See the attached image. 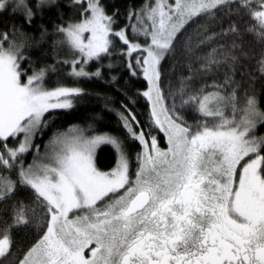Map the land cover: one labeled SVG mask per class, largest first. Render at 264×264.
Segmentation results:
<instances>
[{
    "label": "snow or ice",
    "instance_id": "obj_1",
    "mask_svg": "<svg viewBox=\"0 0 264 264\" xmlns=\"http://www.w3.org/2000/svg\"><path fill=\"white\" fill-rule=\"evenodd\" d=\"M45 2L37 0L36 7ZM72 3L82 19L57 28L73 53L70 75L100 77L99 69L89 73L84 65L119 50L129 58V73L147 81L141 95L150 103L149 128L162 132L168 147L161 149L152 131L139 128L129 112L125 127L141 146L135 179L116 138L88 136L83 129L57 135L50 155L24 167L23 156L39 152L34 139L47 127L48 115L73 107L83 90L47 88L44 68L27 75L24 45L0 32V169L9 173H0V264L13 255L14 233L38 221H43L40 235L15 264H264V136L256 135L264 112L254 98L240 108L235 91L221 90L231 75L213 91L192 86L198 73L225 65L230 72L243 69L249 53L238 24L230 22L222 33L236 37L230 46L205 50L176 88L165 93L162 86L163 63L202 14L234 7L248 18L245 31L264 41V0H152L129 13L136 21L132 36L127 27L114 28L116 16L107 14L102 0ZM9 8L23 9L25 21L33 22L28 0H0V13ZM139 36L143 44L134 42ZM195 51L189 43L186 56ZM257 70L264 75V54ZM12 141L15 147H9ZM101 144L118 153L110 172L94 162ZM17 167L14 180L10 172ZM19 192L31 193V202L18 200ZM11 200L16 203L4 207ZM38 212L43 215L37 218Z\"/></svg>",
    "mask_w": 264,
    "mask_h": 264
},
{
    "label": "trees",
    "instance_id": "obj_2",
    "mask_svg": "<svg viewBox=\"0 0 264 264\" xmlns=\"http://www.w3.org/2000/svg\"><path fill=\"white\" fill-rule=\"evenodd\" d=\"M152 0H102V4L108 15L116 16L114 28H128V34L133 35L131 26L136 23L129 19V13L140 11L151 3ZM37 0H28V4L35 13L33 22L27 23L23 17V9L13 13L9 8L0 13V32H8L10 38H14L18 44L22 43L23 55L26 60L22 67L27 75L34 70L47 69L45 86L54 88L57 85L67 87H78L83 90L82 94L72 100L73 107L64 110H55L48 115L47 127L42 133H38L34 143L40 148L58 133L63 132L71 126L86 128V133H107L114 136L123 147L130 161V178L134 177L137 170V155L141 151L138 141L131 138L125 127L124 117L129 112L135 115L139 121V128L145 132L152 131L156 136L158 144L165 146L164 137L157 129L149 128L150 107L145 97L141 95L148 87L142 75L132 76L127 67L128 57L122 58L119 50L112 56H107L100 61H90L85 69L89 73H95L98 69L100 77L73 78L71 60L73 53L66 43L64 37L57 31L58 26L79 22L82 17L80 8L73 5L72 0H52L50 3L36 7ZM230 22H236L241 29L242 40L245 50L249 53L244 57L243 69L238 66L234 72H230L227 66L221 67L219 71L201 72L192 81L195 88H204L205 91L215 90L213 85H224L225 76L231 75L232 82L226 85L224 92L236 93L237 106H245L249 98H254L257 108L264 112V75L257 70V61L264 54V41L259 36L246 32L248 18L236 9L224 7L218 9L214 15H202L192 23L180 36L176 43L173 54L163 63L164 77L163 89L165 93L169 89L177 87L183 74L187 71L194 57L199 56L205 50L215 46H230L236 38L229 33H222L227 29ZM15 30V32H13ZM206 39L203 45H199L200 39ZM135 41L144 42V37L139 36ZM134 41V42H135ZM191 44L196 51L192 56H186L187 45ZM136 54L133 53V56ZM64 61H69L65 63ZM134 63V61H132ZM27 75L24 79H27ZM133 127H137L133 123ZM257 130L264 134V126H258ZM14 141L9 147H15ZM31 152L23 156V165L30 160ZM95 165L100 171H108L116 166L115 151L108 145L101 146L95 157ZM0 173L8 175L0 169ZM12 179L18 178V167L10 172ZM18 200L31 202V193L19 192ZM15 200L8 205L15 204ZM32 207H35L33 204ZM43 213H37V218ZM34 218V219H37ZM4 223V217L0 214V224ZM43 221L33 223L25 230L14 233L15 249L13 255L8 257L7 264H15L17 257L38 238L42 231Z\"/></svg>",
    "mask_w": 264,
    "mask_h": 264
},
{
    "label": "rangeland",
    "instance_id": "obj_3",
    "mask_svg": "<svg viewBox=\"0 0 264 264\" xmlns=\"http://www.w3.org/2000/svg\"><path fill=\"white\" fill-rule=\"evenodd\" d=\"M50 2H52V0H46V2L44 3V4H46V3H50ZM203 15V14H202ZM201 15V16H202ZM85 36H87L88 35V33H85L84 34ZM135 42H139V43H141L140 41H135ZM142 44V43H141ZM69 47V46H68ZM90 62V61H89ZM88 62V63H89ZM87 63V64H88ZM86 65H84V67H85ZM143 77V76H142ZM147 82V81H146ZM147 100V99H146ZM149 103V102H148ZM149 107H150V103H149ZM57 110H64V109H57ZM55 111V110H54ZM189 122L190 123H192L193 121H192V119H191V117H189ZM78 129H83V130H85L86 131V128H83V127H79V126H71V127H69V128H67L66 130H64L63 132H61V133H58L57 135H59V134H68V135H73L74 133H75V131L76 130H78ZM71 130V131H70ZM158 130V129H157ZM159 131V130H158ZM162 135H163V137H164V143H165V146L164 147H162V146H160L159 144V147L161 148V149H167V147H168V144H167V139H166V137L164 136V134L162 133V132H160ZM57 135L56 136H54L52 139H51V141L50 142H47L45 145H43L41 148L39 147V152L37 153L35 150H33L32 151V153H31V157H30V160L29 161H27L25 164H24V167H27L28 165H31V164H33V162L34 161H36V162H39L40 160H43V159H45V157H46V155H50L51 154V151H52V147H53V144H52V142L54 141V139L57 137ZM85 135H88V136H93V135H110V134H107V133H94V134H88V133H86L85 132ZM256 135L257 136H264V134L263 133H260V131H258L257 129H256ZM110 136H112V135H110ZM112 137H114V136H112ZM22 138V137H21ZM115 138V137H114ZM104 145H108V146H110L114 151H115V154H116V164H117V161H118V153H117V150L115 149V147H113L112 145H110V144H101V145H99L96 149H95V154H94V162H95V157H96V152H97V150L101 147V146H104ZM16 146V145H15ZM27 154H25L24 156H26ZM116 167V166H115ZM114 167V168H115ZM113 168V169H114ZM113 169H110V170H108V171H102V172H110V171H112ZM135 174V173H134ZM131 179H135V175H134V177H131Z\"/></svg>",
    "mask_w": 264,
    "mask_h": 264
}]
</instances>
